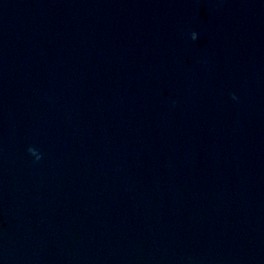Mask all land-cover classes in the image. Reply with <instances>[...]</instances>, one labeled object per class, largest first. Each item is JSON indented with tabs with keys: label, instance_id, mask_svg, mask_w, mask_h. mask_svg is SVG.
Here are the masks:
<instances>
[{
	"label": "water",
	"instance_id": "1",
	"mask_svg": "<svg viewBox=\"0 0 264 264\" xmlns=\"http://www.w3.org/2000/svg\"><path fill=\"white\" fill-rule=\"evenodd\" d=\"M0 264H264V0H0Z\"/></svg>",
	"mask_w": 264,
	"mask_h": 264
},
{
	"label": "clouds",
	"instance_id": "2",
	"mask_svg": "<svg viewBox=\"0 0 264 264\" xmlns=\"http://www.w3.org/2000/svg\"><path fill=\"white\" fill-rule=\"evenodd\" d=\"M233 99H236V97H235V96H233Z\"/></svg>",
	"mask_w": 264,
	"mask_h": 264
}]
</instances>
